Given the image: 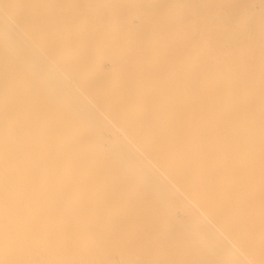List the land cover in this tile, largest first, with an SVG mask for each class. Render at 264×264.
I'll return each mask as SVG.
<instances>
[{"label": "bare ground", "instance_id": "bare-ground-1", "mask_svg": "<svg viewBox=\"0 0 264 264\" xmlns=\"http://www.w3.org/2000/svg\"><path fill=\"white\" fill-rule=\"evenodd\" d=\"M1 1L0 264H46L55 259L37 256L102 250L97 239L115 231L101 228V213L113 212L103 209L145 204L154 205L162 219L179 218L185 233L218 236L227 229L242 238L245 250L264 251V92L258 90L264 89V73L254 77L264 68L229 59L224 51L218 61L203 59L213 48L187 47L186 66L180 67L188 75L177 73L186 70L173 59L167 67L173 65L180 77L167 75L163 81L155 71L149 74L163 81L160 85L171 80L169 100L154 89L158 80L146 82L144 72L145 77L125 74L129 83H123L116 66L125 62L124 54L121 61L104 63L98 48L81 59L82 45L68 54L66 43H39L34 27L25 25L26 14L14 12L17 20L12 15L10 7L18 1L12 6ZM19 1L13 8L30 10ZM65 54L75 60L66 64ZM139 61L142 68L148 63ZM158 62L159 68L165 65ZM126 230L121 229L128 235Z\"/></svg>", "mask_w": 264, "mask_h": 264}, {"label": "rangeland", "instance_id": "rangeland-1", "mask_svg": "<svg viewBox=\"0 0 264 264\" xmlns=\"http://www.w3.org/2000/svg\"><path fill=\"white\" fill-rule=\"evenodd\" d=\"M10 1L12 3L9 4V6L10 5L12 6L14 4L15 5L20 4L21 2L19 0H16L18 1V3H16L15 0H8V1L5 0L6 3ZM22 1H25L26 3L25 4L22 2L25 5L24 7H26L27 5V7H30L31 11H33L34 9L35 12L34 11H33L34 13L31 12L29 8H23V10L25 9L28 10L29 12L21 10L22 8L18 6L13 8L15 6L14 5L10 7L12 8V11L14 10L12 15L13 16L15 15V19L17 20L16 17L19 14L18 13L19 11L20 14L21 12H24L22 15L26 14L24 15L23 19L25 18V20L30 21V23L28 22L27 24V22L24 21L22 17H20V21L22 20L21 23L23 21L26 22V24L25 23L24 24L29 26V28L34 27L33 29H35L36 31L34 30L32 35L36 37V40L42 38L41 40H38L39 43H43L46 46L59 45V47L60 45H62L63 47V45L66 43L64 45L65 46L64 48L68 46V48L70 49V50L67 49L69 50V52H67L68 54L73 50L76 51L74 48L78 49L80 45H82L80 47L81 49L80 52L82 53L80 54L81 56H79L81 59L88 58L86 52L87 53L90 52L89 55L90 54L93 55L92 53L96 52L97 51L96 48H98L99 50L102 51L103 55L105 56L104 63L106 62L110 63L111 62L109 61L110 58H111L110 60L113 61L117 59L118 60L120 59L121 61L122 58L118 56H120V54L121 55L124 54L123 55V58L125 57L124 61L126 63L128 62L129 65L123 61H122L123 63L121 62L120 63L122 65L123 64H126V66L128 65V68L125 65H123L120 67L121 68L123 67L124 70L123 69L119 70L120 68L119 65H121L120 63L117 64L116 66L117 68L115 67L116 74L118 73L117 75L119 77L121 75L122 78H125L123 81L124 84L125 82L129 83V81H127L129 79L127 78V76L129 77V75L133 74V78H135V75H138L136 73H139L140 75L143 72L147 74L146 78L149 77L146 80V82L148 80H150L149 82H153L157 76L158 78L160 77L159 79L163 80L164 78H166L167 75L176 76L177 73L179 74L183 73V75L184 74L188 75L186 67L185 69L184 68L182 69L181 67L183 65L186 66V64L185 63L182 64V62L184 61V55L186 49L188 50L187 47H189L190 49L194 45H196L194 47L210 46L211 48H213V50L211 51L213 55L204 56L203 59L211 58L218 61L219 60L218 53L224 51L226 52V54H228L227 58L229 59H233V60L242 59V60L254 61L260 67L264 68V0H202V1L201 0H34V1L22 0ZM139 1H142L143 4ZM9 6L7 7L9 8ZM17 7L20 9H18ZM35 7L37 8V10H35ZM63 10H65V12ZM16 11L18 12L14 14V12ZM196 11L198 12L199 16L197 15ZM54 13L56 14V16ZM34 14L37 16H35ZM81 15H83V18ZM26 16H29V18ZM41 16L45 20L43 19L42 21H40V19L42 18ZM31 17H33L34 21L33 19H31ZM37 18L40 19L38 20ZM35 19L38 21L36 22ZM67 19L69 20V22ZM18 22H19V17H18ZM33 22L34 23L36 22V24H34ZM38 28H40L39 30L42 34H40ZM50 28L52 29L53 32L50 31L51 30ZM65 32L68 35V37L66 35L67 38L65 37ZM92 32H94V34ZM50 34L52 37L50 36ZM29 35L31 37V34ZM42 35L43 37H41ZM62 36L63 38H61ZM69 36L71 39L69 38ZM53 39H55V41H53ZM61 39L62 40L64 39V41H62ZM66 40H68L67 41L68 43L65 42ZM45 41H47V43ZM76 42H78V44H76ZM109 45L111 46L109 47ZM57 47L58 46H56V48ZM86 47L87 49L85 50ZM112 47L113 49H111ZM120 47H122L121 50ZM126 47L128 49H126ZM168 47H171V49ZM104 48H106L107 51L106 49L104 50ZM115 50L118 51L116 52ZM122 50L125 51V53ZM133 52L135 53L134 55ZM169 54L171 55L174 54L175 56L174 55L169 56ZM67 55L65 57V62H69L70 60L72 61L71 58L74 57ZM114 55L117 56L115 57ZM159 55L161 56V58H159L160 57ZM163 55L166 57H164ZM156 56H159L158 60H160V62H163V65L165 64L164 66L160 65V62L158 63L162 67L159 68V66L155 65V61H158ZM69 58L70 60H68ZM92 58L93 57H91V59ZM171 59L175 60V61H171L172 64L181 62L180 64L182 65L179 64V68L182 71L183 70L186 71L179 72L180 70L176 69L177 73H175L172 64H171L172 65L171 69L169 68L170 62L168 61ZM139 60L148 63H146L147 64L146 65L143 62H141L145 65L144 66L142 64L143 65L142 68V66L139 67L140 66ZM70 63L72 62L66 64H70ZM153 65H155V67ZM156 66L159 69H157ZM138 67H139L138 70L139 72L136 70ZM152 67L156 68L157 71L151 69ZM140 68H142L143 71L140 70ZM128 70H131L132 72ZM154 71L155 74H157L155 78L149 75V74L155 75ZM163 71L164 74H162ZM119 72L121 74H119ZM113 73H115V70L113 71ZM263 73L264 72L262 73L258 72L253 74L254 77H259ZM125 74L127 76H125ZM177 76L180 77V75ZM138 77L136 76V78ZM136 80L137 79L135 80L133 79V81ZM163 81L158 80L159 83L156 81L157 83L154 89L156 88L158 92L160 93L162 92L165 95L168 94L167 95L168 98L169 94L173 91L172 89L171 91L169 87H173V85L172 83H169L171 81L170 79H168L169 82L165 80L166 85L164 84L160 85V83H163ZM132 82H130L131 86L133 83H135ZM149 82L147 83L148 86L146 88H144L146 85L144 87L142 86L144 90L150 88L151 84ZM143 83H145V81ZM154 83L155 82H153V84ZM169 84H171L172 86ZM158 85H160L159 87L161 89L157 87ZM131 86H129V88ZM162 87H168L167 90L169 93H167V90H165L166 88L162 89ZM181 88L182 86L178 90L183 91L184 89ZM253 90H256V88L253 87ZM258 90L264 92V89L262 88ZM169 97H170L169 100L174 99L171 98V96ZM149 206L148 204H145L143 206L141 205V207L129 206L128 208L127 206L114 207V208L106 206L103 209V211L112 210L113 212L110 214L104 212L101 213L100 226L101 228L103 227L107 229L111 228L110 231H114V230L115 231L113 232V235L112 234L106 235L105 238L97 239V243L103 247L102 250L79 249L74 253L67 254L66 251H63V253L56 256L41 255V256H37V258L55 259L46 264H239V262L241 264H254L255 260H259L260 264L261 262L264 263V251L253 252L252 250L247 249L249 251L247 252V250H245L246 246L243 247L240 245L241 242H244L242 238L238 237V239L237 238L235 239V236H233V234L230 233L229 230L227 229L221 230L218 236L214 234L196 235L193 233H185L181 229V227L184 226V223L181 222L179 218L174 217L172 218L171 221L168 220V217L167 219L164 218L162 219L158 215L159 214L158 212L156 213L154 212L156 207H154V205L151 207V204ZM125 208H127V210H125ZM146 211H150L151 214ZM176 211L179 212L181 211V209H176ZM141 212L142 214L144 213V215L141 214V217H136V215L140 216ZM199 222H201V224L203 225L205 223L203 222V220H199ZM203 225L201 227V225L199 224L200 229H204ZM218 227L219 226H216L217 229ZM124 228H127V230L129 229L131 233L128 230L129 231L128 235L124 234L121 231V229ZM109 238H111V240ZM238 240L240 241V243ZM77 242L79 243V240H77ZM246 242L248 241L246 240ZM238 244L240 246H238ZM236 250L239 253H242L240 254L241 256H239L238 252H235ZM232 251L234 253H232ZM242 255H243V259L244 260L246 259L245 261H247V263L246 262L243 263L242 261L243 259H240L242 258ZM235 256H237V258ZM238 259H240V261H238Z\"/></svg>", "mask_w": 264, "mask_h": 264}]
</instances>
